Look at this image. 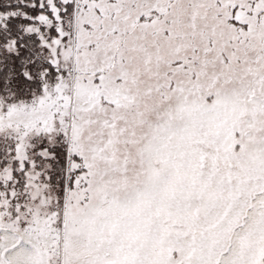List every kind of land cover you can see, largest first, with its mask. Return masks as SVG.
<instances>
[{"label":"snow or ice","instance_id":"snow-or-ice-1","mask_svg":"<svg viewBox=\"0 0 264 264\" xmlns=\"http://www.w3.org/2000/svg\"><path fill=\"white\" fill-rule=\"evenodd\" d=\"M0 264H264V0H0Z\"/></svg>","mask_w":264,"mask_h":264}]
</instances>
